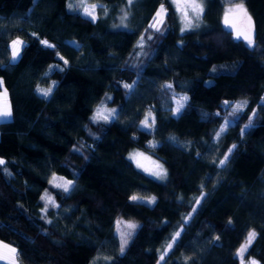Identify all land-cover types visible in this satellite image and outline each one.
I'll return each mask as SVG.
<instances>
[{
    "label": "trees",
    "instance_id": "trees-1",
    "mask_svg": "<svg viewBox=\"0 0 264 264\" xmlns=\"http://www.w3.org/2000/svg\"><path fill=\"white\" fill-rule=\"evenodd\" d=\"M84 1L96 4L94 20L71 0H0L12 112L0 122V240L20 264H241L254 232L243 261L264 264V0H198L188 28L173 0ZM241 3L252 46L223 24ZM53 85L48 97L37 92ZM178 96L187 97L179 113ZM101 103L116 112L108 121L93 120ZM131 150L166 177L137 168ZM54 175L72 181L68 192ZM46 193L57 206L45 211ZM118 219L138 223L123 253Z\"/></svg>",
    "mask_w": 264,
    "mask_h": 264
},
{
    "label": "snow or ice",
    "instance_id": "snow-or-ice-1",
    "mask_svg": "<svg viewBox=\"0 0 264 264\" xmlns=\"http://www.w3.org/2000/svg\"><path fill=\"white\" fill-rule=\"evenodd\" d=\"M131 2H132V0H129V3H131ZM69 6L71 7V5H69ZM96 7H97L96 5H91V10H89L88 7H85L86 15L91 16L93 20L96 18L94 15V11H95ZM177 7H178V10L181 11L182 17L187 21L185 27H191L192 26V20L189 19V17H188V10L189 9L191 10L193 16L196 19H199L200 13H202V11H203L202 6L199 3H197V0H178ZM161 12H163V9H161ZM161 12L157 13V17H159L161 15ZM233 13L239 14L243 18V20L246 21V26H245L244 31L238 30L237 36L239 37V36L243 35L244 39L247 41L249 46L254 45V40H253V35H252L254 32V25L252 22V18H251V16L248 15L247 10L244 8V5L242 3L234 5L233 7H230L225 12V24L229 25L231 27H235V25L232 24L230 19H229L230 14H233ZM126 15L127 14L125 13V18H126ZM157 23H162V21L158 20ZM150 27L156 28V24L150 25ZM156 30L159 31V28H156ZM183 30L184 29H182V31ZM41 43H44L46 45L48 44L47 41H41ZM23 46H24L23 41H21L19 39L12 41L11 49H12V60L13 61H15L19 58L20 51H21V48ZM48 46L52 47V45H48ZM140 47H143V37L141 38ZM65 63H67V61H65ZM0 83H2V81H0ZM54 86L55 85H53L52 87H48V88L37 87V92L44 97H48L52 93ZM125 87L130 88L131 85H125ZM166 87L171 88V85H167ZM186 100H187V97H181L180 100L177 101V108H176L177 113H179L180 110L184 107V104L181 103V101H186ZM245 104H246V102H243L240 105H236L235 111L242 110V108ZM105 112H106L105 109L98 108L96 115L93 117V120L96 121L99 119H103L105 121H108L110 118H112L116 115L115 110L108 111L107 114H105ZM11 115H12L11 106H10V104H8L6 102V91H5V93L3 95H0V119H8L11 117ZM143 123H144L145 127L151 126L148 122V117L145 118ZM153 123H154V119H153ZM250 125H251V118H249V125H245V129H247ZM226 127H227V124L225 126L221 127V129L216 133L217 138H219L221 136V134L226 130ZM243 131L244 130H242V132ZM233 147H235V146H233ZM229 152H231V149L229 150ZM228 158L229 157L227 155H225L224 159L220 160V162H219L220 165L223 166L226 163V161L228 160ZM4 163H5L4 160L0 159V165H3ZM158 167H161V169H162V166H158ZM153 174L160 176L161 172H156ZM61 180H62V178H61ZM56 181H57V177H55V175H54L52 180L50 181V183H52L57 188H63V190L65 192H68L70 190V186L72 185V181L68 180V181H63L61 183H57ZM42 199L46 200L45 211L47 210L48 203H51L53 206H57V205H55V201L52 200V198L50 196H48L47 193L45 194L44 197H42ZM131 199L137 200L139 198L137 196H132ZM149 202L150 203L154 202V198ZM196 203L199 204L200 201L197 200ZM194 211H195V209H194ZM119 223L120 222L118 221V224ZM136 227H137V225L129 223L126 225V228L129 229V231L120 233V251H121V253H123L125 251V248L128 244V240L132 236L131 230H134ZM179 236H180V232H177L175 234V236L172 237L173 243L176 242V239ZM254 238H255V233L254 232L249 233L247 243L245 245H242L241 249L238 250L237 255L241 258V264H244L243 253L247 251L248 245L251 244V242ZM173 243H170L167 245L166 252L173 247ZM17 255H18L17 250L15 248L9 247L8 245L0 244V260H7V261H9V264H17ZM163 259H164V256L162 255L161 260H163ZM250 264H256V262L250 261Z\"/></svg>",
    "mask_w": 264,
    "mask_h": 264
},
{
    "label": "rangeland",
    "instance_id": "rangeland-1",
    "mask_svg": "<svg viewBox=\"0 0 264 264\" xmlns=\"http://www.w3.org/2000/svg\"><path fill=\"white\" fill-rule=\"evenodd\" d=\"M71 1H72V4H76V5H79V3L81 4V8H80V10H81V13L84 14V15H86V13H85V7H88V9L91 10V5H96V4H94V3H87V2H85L84 0H71ZM173 1H174V4H175L176 9L178 10V7H177L178 0H173ZM197 3H199V4L202 6V4H201L200 1L197 0ZM69 5H71L70 2H69ZM235 5H237V4H235ZM181 6H182V5H181ZM233 6H234V5L226 7L227 9L225 10V12H226L230 7H233ZM69 7H70V6H69ZM70 8H71V7H70ZM161 9H163V12H161ZM158 12H161V15H160L159 17H157V13H158ZM164 13H165V9H164V7L160 6V7L157 9V12H156L154 18H153L152 21H151V25L156 24V27H159V26H160V23H157V21H158V20L162 21L163 16H164ZM178 13H179V19H180V21H181V23H182L183 28H188V27H185L187 21L182 17L181 11L178 10ZM95 14H96V8H95V11H94V15H95ZM200 14H201V13H200ZM86 16H88V15H86ZM88 17H91V16H88ZM188 17H189V19L192 20V24L198 20V19H196V18L193 16V14H192V12H191L190 9L188 10ZM91 18H92V17H91ZM229 19H230L231 23L234 24V25H235L237 22L242 21L239 27H237L236 25H235V27H233V28L235 29V31H234V35H237V31H238V30H239V31H244L245 26H246V21H244L243 18H242L239 14H235V13L230 14ZM223 24H224L226 27H229V25H226V24H225V14H224V17H223ZM239 37H243V35H241V36H239ZM243 38H244V37H243ZM16 39H19V40L23 41V40H22L21 38H19V37L15 38V39H13V40H16ZM13 40H12V41H13ZM11 44H12V42H11ZM10 60H12V49H11V45H10ZM180 98H181V96H178V97H177L178 100H180ZM181 103H183V101H181ZM98 108H103V109H105V110H106L105 114H107L108 111L113 110L112 108L108 107L105 103H101V104L97 107V109H98ZM97 109L95 110L93 117L96 115ZM99 120H100V119H99ZM143 121H144V120H143ZM140 126H141V127H144L145 125H144V123L142 122V123H140ZM128 157H129V159L135 164V166H136L137 168H139L141 171H143V172L146 173L147 175H149V176H151V177H153V178H155V179H158V180H163V179L166 177V170L164 169V167L162 166V164H161L158 160H156L155 158H153L151 155L146 154V153H144V152H142V151H140V150H131V151L129 152ZM158 166H162V169H161V167H158ZM156 172H161V175H160V176L154 175L153 173H156ZM55 177H56V176H55ZM68 180H69V179L64 178V177H62V180H61V177H57V181H56V182H57V183H61V182H63V181H68ZM70 181H71V180H70ZM135 196H137L140 200L151 201V200L153 199L152 197H148V198H146V197H143V196H140V195H135ZM118 221L120 222L119 224H118ZM129 223H131V224H135V225L138 226V223L135 222V221H132V220L118 219V220L116 221V228H115V231H116V233L118 234L119 239H120V233H121V232L129 231V229L126 228V225L129 224ZM136 228H137V227H136ZM136 228H135L134 230H131V231H132V235L134 234ZM131 237H132V236H131ZM130 239H131V238H130ZM130 239H129V240H130ZM129 240H128V242H129ZM246 243H247V242H244L242 245H245ZM0 244L8 245L9 247L15 248L14 246H12V245H10V244L4 242V241H1V240H0ZM242 245H241V246H242ZM241 246H240L239 250L241 249ZM15 249H16V248H15ZM0 264H9V261H7V260H0ZM17 264H20L19 261H18V259H17Z\"/></svg>",
    "mask_w": 264,
    "mask_h": 264
},
{
    "label": "crops",
    "instance_id": "crops-1",
    "mask_svg": "<svg viewBox=\"0 0 264 264\" xmlns=\"http://www.w3.org/2000/svg\"><path fill=\"white\" fill-rule=\"evenodd\" d=\"M0 81H1V79H0ZM5 91H6V89L4 88L3 84L0 83V95H3V94L5 93ZM6 102H7L8 104H10V103H9V99H8L7 91H6ZM8 119H10V118H8ZM8 119H0V122L3 121V120H8ZM0 159H1V158H0Z\"/></svg>",
    "mask_w": 264,
    "mask_h": 264
},
{
    "label": "water",
    "instance_id": "water-1",
    "mask_svg": "<svg viewBox=\"0 0 264 264\" xmlns=\"http://www.w3.org/2000/svg\"><path fill=\"white\" fill-rule=\"evenodd\" d=\"M242 21L236 23V26L239 27Z\"/></svg>",
    "mask_w": 264,
    "mask_h": 264
}]
</instances>
